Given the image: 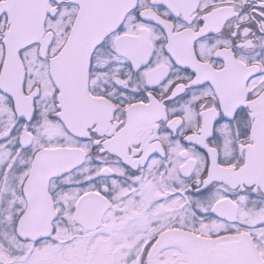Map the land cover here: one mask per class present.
I'll return each instance as SVG.
<instances>
[{"label": "snow or ice", "instance_id": "obj_1", "mask_svg": "<svg viewBox=\"0 0 264 264\" xmlns=\"http://www.w3.org/2000/svg\"><path fill=\"white\" fill-rule=\"evenodd\" d=\"M0 264H264V0H0Z\"/></svg>", "mask_w": 264, "mask_h": 264}]
</instances>
